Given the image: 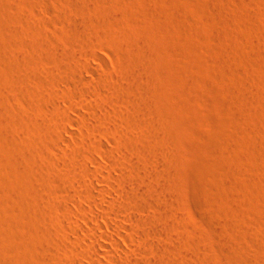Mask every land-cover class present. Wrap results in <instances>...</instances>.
Wrapping results in <instances>:
<instances>
[{"label":"bare ground","instance_id":"bare-ground-1","mask_svg":"<svg viewBox=\"0 0 264 264\" xmlns=\"http://www.w3.org/2000/svg\"><path fill=\"white\" fill-rule=\"evenodd\" d=\"M0 1H3V0H0ZM43 1H46V0H43ZM50 1H52V0H49V2ZM53 1L56 2V0H53ZM59 1H61V0H59ZM59 1H57V2L60 5ZM118 1H120V0H118ZM47 2H48V0H47ZM63 2H71V4L69 3L68 5L76 6L78 12L77 13H66V10L63 11L62 10L63 8L61 6H59L58 7L59 9L56 8L54 13H52L53 15L49 13L50 15H52L51 18L45 19V20L42 19V21L39 20L40 21L39 22L37 20V18H36V20H32V18H30V16H31L30 12L31 11L34 12L39 7V0H21V1L18 0V2L16 1V4H14L12 6H8V7H11V9H12V13L7 12V13H10V17H11V18L9 17L10 20L7 18L9 20L8 22L6 20L0 21V46L2 49L6 50L8 48L9 49L11 48L12 45H11V42L9 40L13 36L18 38V39L16 38V40L21 41L19 43L23 44L22 40L25 41L24 42L25 44L27 42V44L24 47H26L27 45L29 46V50H28L29 52H27L26 55L24 53L25 56L22 53L19 54V51H18V54L14 55L15 50L13 52L10 51V53H8L9 50L7 52H5L4 50H1V48H0V56H1L0 58L6 57L8 59L9 55L13 54L15 57H12V60H14V58L15 59L18 58V62H20V64H19L20 66L17 65L18 67L14 66L15 64L13 65L14 67H16V69H12L11 70L12 73H5L4 71H0V72H2V74H0V76H1V78H0V110L1 111L0 112L3 113L4 119H5L2 127L6 130V133L8 132L7 134H9L10 132H14V131L17 132V135L20 133V136H19L20 139H18L19 141L14 139L15 141L19 142V143H17L18 145H14V147L17 146L15 152H13L14 156L12 157V154L10 155V153H9V156H11L10 158H12V160L15 159V161L19 162V164H23L22 167L24 166L26 168L25 169L26 172L24 170L18 171V169H16L15 165H14V169H16V170H14V169L12 170L13 175H10V178H13L11 176H15L14 179H15V182H17L15 189L17 190L18 188H20V189L25 190L26 191L25 193H28V195H30L31 198H33V197L34 198L36 197L37 199L43 198V200L47 199V201H48L44 206L42 205L44 207V212H42L43 217H40V219H39V216H38V220L36 221V223L34 225H32L34 232H36L35 236L41 237V238L43 237L47 241V242L46 241L40 242L42 240L40 238V241L38 240L39 243H44V244L47 243L45 247L48 246L49 247L48 249L51 252H53L54 254L56 251H58L56 249H53L57 246L56 244L58 243L57 247H60L59 244H63V246L65 245L66 247H68V249H70L73 254L81 255L82 257H84L86 259L88 258L90 264H264V249H263V247H261L259 245V243H261L262 241H258L261 239H258V236L255 235L257 233L255 231H253L254 229H252V227H251L252 230H250V231H253V233L255 232L254 233L255 236L251 232H249V230L245 229L244 227H243L244 229H241L242 226L244 225L243 222H242L243 223L242 226H240V224L237 223L239 225V228H238V226L236 227L234 225L236 231H234L233 226H232V228H233L232 231L230 230L229 226H227L229 223H230V225H231V223H233V221L236 219L235 217H238V216H236V214H235V217H233L234 213L231 212L232 209L235 210V208H236L238 210V207L240 206V208H239L240 211L238 210L237 214L239 212H242L241 211V205L242 204L240 205L241 199L238 198L240 196V194H238V193H240V192L236 191V194L239 195V196L237 195L238 197L237 196L234 197L232 193H231V195H232L231 196L229 194V192H228V194H229L228 196H226L223 193L226 196L225 200H224V198H223L224 195L221 198L220 194H222V193H220L217 190L219 192L218 196H220V197H218V198L216 197V198L222 199L223 200V201L221 200L222 203L225 201L229 204V205L228 204H226V205L228 207L230 206L229 208L225 207L226 209L223 208L224 210H228V212L225 211V213H224V212H222L223 211L222 209H219L220 207L216 206L217 211H215L216 210L215 207H214V209H215L214 210L212 207L209 206V202L211 203L213 201H208L210 196L208 197V199H204V197L206 196L205 194H207V193H205V191L202 189L205 193V194H203L204 196H202V198L204 200H200V198H199V200H200L199 202H200L201 206H203L204 209L206 210V212H205V210L203 209V215L206 213L204 215V217L207 215V217H209V220L213 221V222H210L207 217H206V220H204V219H202L204 217L201 216L202 217L201 218L200 216H198V218H196L197 222L200 219H202L203 222H202V220H200L199 223H193L192 224L189 221H192L193 219L190 218L192 220L188 221L186 214L184 215L182 213V210L180 212V209H184V207H185L183 195H184V192L186 193V190L184 191L185 186L182 184L184 182V176H182L184 174V173H182V172H184L183 171L184 168L182 167L183 170L181 172V169H180L181 166L180 165L177 166V163H178L177 160L180 161L179 158H181V157H180V151H179L180 148L178 147L179 146L178 144L180 143V141L178 143L176 137H178L177 135H179V134L181 135V133H186V132H188L189 134L190 133L192 134L191 129H193V126H192L193 122L191 124L192 128L190 129V126L187 127V125L189 123V121L187 122V118H186V122H185L187 124H185L184 122L179 121V119L175 113V115L178 119L177 120L176 117H174L175 115L173 112H175V111H173V109H175V108L178 109L179 107H181L183 109V107H185V104L183 107H182V105L179 106V103L182 102L181 99H182L183 95H184V99H186L189 102V99H187V97H186L188 94L185 95L184 93H186V91L188 92V90H190V87L184 88V86L186 87V86H188V84L185 83V85H184L183 82H185V81H183L181 79V82L184 85L183 86L184 90L187 89L184 93H182L181 92L182 91L181 89H183L182 85H181V88L179 85L180 91L178 92L179 88H178V85L174 83L175 81L173 82L174 85H173L172 89H169V88H171V86L169 88H166L160 82L159 83L155 82L156 77L154 78V76L152 75V71H154V68H156V67H154L156 65L154 63V59H155V57H157L159 52L156 53L157 50H156V48L154 49V47H159V46L156 45V46L152 47L153 49L150 48L151 49L150 50L148 48L145 49L147 46L146 45L143 46V44H142L143 48H140L139 46H137V48H140V49H137L136 48L137 42L133 43V44H135V46L132 45L135 48L131 47V45L127 46L126 45L127 42H125V45L121 43L122 41L120 42V44H122V45L117 44L118 42L115 40V39L119 38V37H117V34H115L117 32L113 31L114 32L113 33L110 31L111 30V27H110L111 24L109 22V25H107L108 24V22H107L108 18L105 19V15L119 13L121 11V9L123 8V6L121 7L119 5V3H121V2L115 3V4L113 2H111L112 3L111 6L110 5L105 6V3L109 2L108 0H64ZM122 2H124V1L122 0ZM12 3H14V2H12ZM111 3H107V4H111ZM6 4L10 5L11 3L9 4L6 2ZM48 4H50V3H48ZM48 4H47V7H50V5L53 3L51 2L50 5H48ZM122 5H124V4L122 3ZM40 7H41V5H40ZM40 7L38 9H40ZM234 7H236V6H234ZM1 8H2V6H1ZM3 8L5 10L8 9L5 6V3H4ZM72 8L76 9L74 7H72ZM72 8H70V9H72ZM196 8L193 7V10H197ZM43 9L45 10L46 7ZM44 10H43V12L46 11V10L45 11ZM52 10L53 9H51L50 11H52ZM116 10L118 12H116ZM230 10H231V8H230ZM69 11L70 10H68V8H67V12H69ZM123 11L124 10H122L120 13L122 14ZM0 12H2V11H0ZM36 12L40 13L42 11L38 12V10H37ZM238 12H236V13H238ZM241 12H242V10H241ZM245 12H244V14L246 15ZM29 14H30V16H29ZM128 14H130V13H128ZM34 15L36 16L37 14H35V12H34ZM122 15H123L122 17H124V14H122ZM40 16H42V15H40ZM44 16H45V14L43 13L42 17H44ZM116 17H121V16H116ZM239 17H241V16H239ZM111 18L112 17L110 15L109 20H111ZM33 19H35V18H33ZM65 20H68L70 22V26H67L69 28L66 29L67 27L64 26V28L60 29L59 25L57 26V24L59 22L62 23V21H65ZM119 20L118 21L113 20V22L115 21L116 23H112V25L114 24V26H115V24H116V27H117L116 29H118L119 32L121 33L125 29L124 28L125 26H123L121 23L123 21V18H121V22ZM247 21H248V18H247ZM65 22H63V24L66 25L68 22L67 21H65ZM179 22H181V21H179ZM90 24H92L93 27ZM108 26H109L110 30L107 28ZM178 27H179V24H178ZM180 27H181V25H180ZM182 28H183V26H182ZM225 29H227V28H225ZM146 30H148V29L146 28ZM8 32H10L13 35L11 37L9 36L7 38L4 33L9 34ZM147 32L149 33L151 31H147ZM147 32L145 34H147ZM151 33H149L150 35H147V36L146 35L144 36L143 35L144 33H142V36H144L143 41L145 40L147 42V44L151 43V42L155 43V40L159 37L157 33H155V34H153L154 32H151ZM184 34H185V32H184ZM228 36H230V35H228ZM81 37L85 38V39H81V41L84 40L85 45L83 42H82L83 45H81L82 43L79 42V38H81ZM99 37L104 38L106 40L107 44L111 47L110 52L112 53V56L110 59H107V60L103 59V60H105L104 62L101 59L102 60L101 62L103 64L102 63H100V64H102L103 67H102V71L99 73H100V78H102V81H101V83L98 81L99 83L96 84L97 86L99 84V86H98V88H95V90H94L95 100H94V102H92L93 105L91 104L92 106L91 105L88 106V104H87L88 107H90V106L93 107L92 109L90 108L91 112L89 111L90 114L87 116L89 119L85 120V123H82V124L79 123L78 121L76 122L77 124H80V128L83 131H85V132L89 131L91 133V135H88V134H90L88 132L87 133L84 132L85 134L83 133L84 135H83L82 139H80L81 141H79L77 139L71 140V139L66 138L63 135V133H64L63 131L66 128V127L64 128V126H66L65 124H67V123H63V122L72 120L71 122L73 123L76 120H75V118L71 117L69 115V113L67 114L68 109L65 111V108H70V109L74 108V110H76L75 106L73 107L72 103L70 102L71 100L69 97H73L74 94H77V91H79V92L82 91L81 93H83V87H82V85H84L83 81H85V79H87L85 72L90 67V66L85 65L86 63L84 61H83L84 62V64H83L82 62L75 59L74 56L77 54H81V57L82 56L86 57L87 54L89 55V53H92V52H90L91 46L93 48L94 46H96V47L101 46L103 44V42L105 43V41L103 40V42L101 44H99L100 42L98 43V41L95 40L96 38L98 39ZM120 39H121V37H120ZM120 39H118V41H120ZM122 39H124V38H122ZM130 41H128V43L131 44ZM132 42H133V40H132ZM60 43L63 44L64 47H62L63 45L61 46ZM103 45L106 46V44H103ZM105 46H102V47L104 48ZM88 47H89V52H88ZM12 48H13V46H12ZM10 50H12V49H10ZM96 51H97V48H96ZM96 51H94V52L96 53ZM158 51H159V49H158ZM95 53H94V55H95ZM155 54H157V55H155ZM92 55L93 54H91V58H92ZM78 57H80V56L78 55ZM99 57H100V55H99ZM117 57L118 58L121 57V58H123V61H127L126 66L128 63L129 66L132 68V70H131L132 72L127 71L126 73H128V74L123 73L124 71L127 70V68H126V70L122 69V67H126V66H124V65L120 66L121 64L119 65V63H117V61H116L118 59ZM221 57L222 56H220V58ZM163 58H164L163 61L166 62L167 58L165 59V56H163ZM189 58H191V56ZM227 58L229 59V57H227ZM83 59L84 58H82V60ZM224 59H222V64H225V66H227V65L229 66V63L231 61V57H230V61L228 59H227V61H225L226 59L225 60ZM232 60H233V58H232ZM10 61H11V59H10ZM11 63H13V61H11ZM191 63H193L192 60H191ZM201 63H202V61H201ZM187 64L184 63V65H186L185 67L188 68L190 65L187 66ZM231 64L233 65V63H231ZM201 65H200V68H202ZM135 66H138V67L141 66V67H139L140 71L138 70L139 73H135L136 72L135 69H138V68H134ZM191 67L193 68L194 65L193 66L191 65L189 68H191ZM95 68H97V67H95ZM90 69H91V67H90ZM128 69L130 70V68H128ZM91 70H90V72H91ZM97 70H99V68ZM184 70H185V68H184ZM7 71H9V70H7ZM186 71H184V72H186ZM154 72H156V71H154ZM122 73H123V76L125 74L127 79H129L128 81L130 83L122 84V81H121V83L117 82L118 84H122L121 86H119L121 88V90L118 89L119 90L118 91L116 89L118 91V92L115 91L116 93H114V91L112 90L113 93H111L110 92L111 89L109 88V86L113 85V83H115V80H116L115 78L119 75H122ZM119 77L121 78L122 76H119ZM126 77L125 78L122 77L123 80L126 79ZM179 78H176V79H179ZM127 79H126V81H127ZM187 81L189 82V80H187ZM63 82H65V84H66V82H68L69 84H72L71 85L72 87L70 86L71 89H69L68 91L65 90V88L63 87V84H64ZM176 82H178V81L176 80ZM195 83H197V82H195ZM158 84L162 85L163 88L168 89V92L165 90L167 93H164L165 96L167 97V98L165 97V99H168L169 97H171L168 101L165 100L167 102H165L164 99L163 100L161 99V98H163L161 96L163 93L160 95V97H161L160 101H158V102H157V100H156V102L151 101V99H156V98H151V97H153L152 96L153 92H155L156 90L158 92L159 89H157V86L161 90V87ZM179 84H180V82H179ZM191 84L194 85V83L190 82L189 85L191 86ZM201 84H202V82H201ZM46 85H48L49 88H51L52 90H46V88H45ZM175 85H177V87H175ZM38 86L45 89L38 94L39 101H40V103L42 102L44 106H42V104L38 105L37 104L38 100H36V101L33 100V98L37 96V94L34 91V87H38ZM94 86H95V84H94ZM196 86H193L192 88L194 89V87H196ZM174 87L176 89L175 93H179V96H181V98L179 97V99L176 97L179 100V101L178 100H176V101H178L179 103H177L175 101V99H173L174 96H177L174 93V91H175ZM177 88H178V90H177ZM246 88H247V85H246ZM169 90H171L173 95L174 94L175 95L173 96L171 93V95L169 96V94H170ZM159 92H161V91H159ZM180 92L182 95H180ZM243 92H245V90H243ZM19 96H23L26 99H28L29 104L26 101L28 105H23L22 104L23 102L22 103L20 102L21 99L19 100V98H18ZM85 96H87V95H85ZM189 97H190V95H189ZM247 97H249L248 94H247ZM127 98H129V99L135 98V100L132 99L133 106H132V104H131L132 107L129 105L131 108L127 109V111H124V109L122 110L119 107V105H118V107L120 108V110L122 112L124 120L128 121V120L134 119L135 121H133V123L131 121L130 122L131 124H129V125L121 124L120 122L115 121V119L113 121V118L111 120L109 117H106V113L108 112V109H109L108 106L111 107L112 105H114L117 102H121V104L124 105ZM254 98H257V97H254ZM10 99L14 100L15 104H14V102H13L14 105L8 104V106H9L8 107V106H6V102ZM84 99L86 100L87 98H84ZM131 99H130V102H131ZM85 100H84V103H85ZM122 101H124V103ZM147 101H150V103H148L149 106H147L148 105L147 103H146L147 105H145V102H147ZM183 101H185V100H183ZM82 103H83V101H82ZM126 103H128V102H126ZM180 104H182V103H180ZM155 105H157L158 107ZM249 105H251V104H249ZM262 105H264V104H262ZM152 106L156 107V108L154 107L153 111L156 110L157 108H159L161 110L158 109L157 111L153 112L151 110L153 108ZM115 107H113L111 109H115ZM148 107H150V109ZM259 107L255 106L254 109H251L254 111V113L258 117L262 116L264 114V113L263 114L261 113V110ZM82 108L84 109V106ZM94 108L97 109L98 111H96ZM181 108H179V110ZM188 108L185 107V109L188 110V113H189L190 109H192V108H190V109H188ZM111 109H110V112H111ZM117 109L118 108H116V110ZM249 109L247 108V111H246L247 113L250 111ZM123 111H124V114H123ZM213 111H214V109H213ZM253 111H250V112H253ZM45 112H46V114H44ZM112 112H114V111H112ZM112 112H111V114L113 115ZM117 112H118V114L120 113L119 109L117 110ZM191 112H193V111L191 110ZM191 112L189 113L190 115H192ZM78 113H82L83 117L86 114L85 112H84L85 114H83V112H80V111ZM184 113L186 114V112H184ZM194 113L195 112H193V114ZM153 114L155 116H156V114L158 116L161 115V117H163V119H164V122L162 123L160 121L158 122L156 119L154 120ZM195 114H197V113H195ZM194 115H193V117L195 118ZM114 116H115L114 118H116L115 114H114ZM158 116H156V117H158ZM198 116L196 115V117H198ZM202 116L205 117V115H202ZM161 117H160V119H161ZM199 117L197 118L198 119L197 121H199ZM263 117H264V115H263ZM263 117H261V118H263ZM211 118H214V117L211 116ZM184 119H185V117H184ZM190 119H191V117H190ZM193 119H192V121H193ZM188 120H189V118H188ZM201 120L206 122L207 119L206 118H200L199 122L196 121L197 124L202 123V125H203V123H205ZM222 122H224V121H222ZM69 125H72V124L70 123ZM144 125L146 127V130L144 129ZM193 125L195 126V124H193ZM202 125L201 124L199 125V126H201V129H202ZM204 125H206V124H204ZM61 126H63V128H61ZM68 128H70V127H68ZM186 128H188V130ZM61 129L62 130L64 129V130L62 131ZM5 130H4V132H5ZM105 132L108 135H105L106 134ZM0 133H1V131H0ZM102 133H104V135H102ZM194 133L192 134V136L194 135V137H195ZM180 135H179V137H180ZM212 136H214V135H212ZM14 137H16V136H14ZM185 137L186 136H184V138L183 137H181V138H183V139L188 138V137H186V138ZM197 138H199V137H197ZM197 138H194V140H196ZM214 138H215V136H214ZM214 138L211 137L210 142L208 143L209 145L207 144L208 147L212 146V145H210V143L212 144L213 140L215 141L214 144L218 142L217 139L215 140ZM192 139H193V137H191L190 140H192ZM178 140H181V139H178ZM188 140H189V138H188ZM190 140L188 141L189 143L187 142L188 148L190 147L189 144L193 142ZM105 141H107L110 144H105L106 143ZM183 141H181V142H183ZM60 142L65 143V145L67 146V149H65L64 155H62L60 153V151L64 148L62 146V144H60ZM184 142L186 143V141H184ZM181 144H183V143H181ZM218 145H219V143H218ZM186 147H187V145H186ZM213 147H215V145H213ZM0 148L3 149L2 146H0ZM237 148L240 150V152L242 151V153H243V149H241V147L240 148L237 147ZM219 150H221V149H219ZM6 151H8V149L6 150V148H5L4 152L6 153ZM11 151H14V150L11 149L10 152ZM184 151H185V149L182 150L183 154L185 153ZM218 151H217V153H218ZM219 153H220V151H219ZM242 155L245 156V154H242ZM184 156L185 155H183L182 157H184ZM240 157H239V160L241 162H239L238 159L236 160V158H235V160H236L235 162L238 161L237 164L239 165V163H242L241 159L243 158V163H244V167H245V168L243 167L244 170L241 169L243 172L244 171L246 172L247 169H248L247 171H249V169H251V170L254 169V167H255L254 162L251 165V163H249V162H252V161H247L246 160V159H248L247 156L241 157V158ZM66 158L68 159V161H73V162L75 161V162L74 163L71 162V164L68 162L69 163L68 164ZM185 158H186V156H185ZM1 159L2 158H0V160ZM181 160H182V158H181ZM185 160H187V159H185ZM15 161H13V162H15ZM8 162H9V160H8ZM1 163H2V161H1ZM227 163H228V161H227ZM178 164H181V161ZM253 164H254V166H253ZM9 165H10V162H9ZM42 165L43 166L45 165L46 168L50 167L51 170H49V169L48 170L51 171V174H50V177L48 180L46 178L47 182L45 184L43 183L42 187H38V185L37 186L35 185V184H37V182H35V184H34L33 179L36 178V180L38 181V180L42 179V177L45 175L42 172L44 170L41 171V168H40V166L43 167ZM220 166H221V164H220ZM177 167H180V168H178L179 170L177 169ZM206 167H207V165H206ZM206 167L204 170H202V172H203L204 176L207 175V177H208V174L205 175V173H204L205 170H208V168H206ZM259 167H260V165H259ZM209 169H211V168H209ZM213 169L215 170V168H213ZM216 169H217V171H219L218 167ZM222 169H221L222 171H219V173L222 174V172H224L226 174V176L224 174L219 175V173L217 175H219L221 177L225 176V178L227 179V184H228L227 186L228 187H235L237 189L239 188V190L242 189L241 191H243L244 185H243L242 181L240 180L241 179V177L239 175L240 173L238 174L239 176H237L238 178H236L232 174L231 175L229 173L227 174L226 171H224L225 168H222ZM228 169H229V167H228ZM208 171L206 173H208ZM211 172L212 173L209 172L210 173L209 175L213 174V171H211ZM42 174H43V176H42ZM213 175H211V176H213ZM217 175L215 173V176L219 178V176H217ZM46 176H47V174L45 175V177ZM241 176H243V175H241ZM239 177H240V179H239ZM225 178H223V179L225 180ZM208 179H209V177H208ZM223 179L219 178L218 183L220 184V182ZM243 179H245V178H243ZM46 180L44 179L43 181H46ZM182 180H183V182H182ZM251 180H252V178H251ZM206 181H208V180H206ZM248 181H249V179H248ZM194 182L197 183L199 181H197V182L194 181ZM200 182H201V179H200ZM209 182L210 181H208V183ZM223 184H224V182H223ZM197 186H198V189H200L199 185H197ZM200 186H201V184H200ZM5 187H6V185H5ZM8 187H9V185H8ZM195 188H197V187L194 186V190H195ZM20 189H18L17 191H19ZM23 190H22V193H23ZM7 191H8V189H7ZM227 191H229V190H227ZM197 192L200 193L201 190L200 191L198 190ZM252 193H254V192H251V194ZM198 194L196 195V197L201 196L202 193L199 195ZM214 194H216V193H214ZM214 194H213L212 198H214L216 196ZM242 195H243V193H242ZM255 195H257V194H255ZM244 197H247V196L244 195ZM244 197H243V199H244ZM249 197H251V196H249ZM21 198H23V197H21ZM205 198H207V197H205ZM33 200L36 201V199H33ZM248 200H249V198H248ZM25 201H27V200H25ZM35 201H32V202H34L35 207H37L38 202L37 201L35 202ZM39 201H41V200H39ZM259 202H257V203H259ZM16 203L18 204L17 201L15 202V204ZM34 203H32V206ZM246 203H248V206H249L250 202H246ZM27 204L28 203H26V206L24 204H23L24 206L22 205L23 206L22 210H24V212L22 211L23 213H20V215L24 214V216H23L24 221H22V222H24L23 224L25 227L28 226L29 224H32L33 222H31V221L34 220V219L30 218L32 216L33 212H32V214L29 213V208L30 209L32 208L31 203H30L31 207H28L29 204H28V206H27ZM42 204H44V202H42ZM255 204H256V202H255ZM215 205H218V204H215ZM224 205H223V207H224ZM39 206H41V205H39ZM186 206H187V204H186ZM258 206L259 205H257L256 207L258 208ZM261 206L263 207L264 205L261 204ZM0 208H2V207H0ZM41 208H39V209H41ZM199 208H201V207L199 206ZM185 209H187V207ZM249 209H250V207H249ZM249 209H247V210H249ZM14 210H16V209H14ZM41 210H43V209H41ZM31 211L32 210H30V212ZM199 211L201 212L202 210H199ZM258 211H259V208L256 212L258 214H256V215H259ZM17 213H18V211H17ZM187 213H189V212H187ZM260 213H261V211H260ZM240 214L242 216L243 212ZM252 214H254V213H252ZM42 215H40V216H42ZM34 216H32V217H34ZM189 216H190V214H189ZM193 216H195V215H193ZM239 217H240V215H239ZM34 218L36 219V216ZM252 218H253V216H252ZM8 219L5 217L4 212L2 210H0V239H2V237H3L2 235L5 234L3 232V230L7 226L10 227V225H8V224H11L12 229L13 228L16 229L17 227L19 229V227H21L20 224L22 222H20L18 224V222H19L18 221L17 226H15L16 221L14 220V222H10V221H8ZM243 219H244V217H243ZM243 219H242V221H243ZM245 219H246V216H245ZM246 220H245V222L247 224ZM11 221H12V219H11ZM239 221H241V220H238L237 222H239ZM260 221H262V220H260ZM193 222H196V221H193ZM255 222H256V224H258V225H256V227H258L260 222H258V221H255ZM234 224H236V222H234ZM5 225H7V226L5 227ZM250 225H251V223H250ZM29 226L26 228H29ZM32 226H31V228H29V230H32ZM244 226L246 227V225H244ZM34 227H36V229ZM227 227L229 228V230L226 233H228L230 231L231 232L228 235L226 234L227 236L224 237L225 236L224 232L226 231ZM26 228H24L23 231L27 230ZM236 228H238V229H236ZM254 228H255V226H254ZM18 229H16L17 231H15V233L18 232ZM249 229H250V227H249ZM21 230H22V228H21ZM29 230H27L28 232H26V231L22 232V234L27 233L28 235L27 234L26 235L30 236ZM243 230H245V231L247 230L249 233L246 234L244 232L246 234L245 235V234H243ZM32 232H33V230H32ZM54 232H56V233H54ZM259 232H261V231H258V235H259ZM33 233H32V235H34ZM222 233H223V237H221ZM250 233L253 235L252 236L253 238L254 237L257 238L254 241L255 248H258L260 246V250L258 249L259 250L258 251L257 249H255V248L254 249L256 250L255 252H258V254L252 253L253 251L249 250L250 248H247L249 246L246 247V245H248V244H246L247 240L244 237L250 236L249 235ZM11 234H14V231H12ZM57 234H58V236H56ZM243 235H245V236H243ZM10 236H12V235H10ZM13 236H15V235H13ZM35 236L33 238H35ZM17 237L18 236L14 237V238L16 239ZM54 237H56V241H54V239H53ZM214 237L216 238L217 242L213 243L212 239ZM23 238H25V237H23ZM36 239H39V238H36ZM36 239H34V242L36 241ZM250 239H251V237H250ZM21 241H22V239L20 240V242ZM27 241L31 242L29 240H27ZM53 241L56 242V244H54V245H56L55 247L53 246V243H54ZM249 242H250V240H249ZM256 242H259V243L256 244ZM24 243H26V242H24ZM35 243H37V242H35ZM250 243H253V240ZM0 244L1 245L4 244V246H5V240L4 241L0 240ZM214 244L215 245L218 244L217 247H219L218 248L219 251L216 250L215 246L213 248L214 250L209 249L210 247H213ZM257 245H259V246L256 247ZM37 247H38V249L40 248L38 246V244H37ZM33 249H34L32 251L33 256H34L33 259L35 257H36V259H38L42 253V252L41 253H39V252L44 251V249L43 248H42V250L39 249L40 251L38 249H35V247ZM53 250L54 251L56 250V251L54 252ZM63 250H64V248L62 249V251ZM211 250H212V253H211ZM64 251H66V248ZM215 251H217L216 252L217 254L219 253L218 256L220 259L218 258L217 254L215 256L213 255V253L215 254ZM250 251H252V252H250ZM44 252H46V251H44ZM60 255H62V254H60ZM26 256H28V255H26ZM46 256L42 255L41 257L45 258ZM216 256H217L218 260L215 259ZM66 257H67V255H66ZM22 258H26V257H22ZM27 259H29V258H27ZM30 259H31V257H30ZM48 259H49V257H48ZM59 259H61V258H59ZM64 259H65V257H64ZM34 261L35 260H33V262ZM50 261H47L46 264H48V262L50 264ZM62 261H63V259H62ZM21 262H22V259H21ZM44 263L45 262H43V264ZM7 264H9V262Z\"/></svg>","mask_w":264,"mask_h":264},{"label":"rangeland","instance_id":"rangeland-1","mask_svg":"<svg viewBox=\"0 0 264 264\" xmlns=\"http://www.w3.org/2000/svg\"><path fill=\"white\" fill-rule=\"evenodd\" d=\"M16 1L18 2V0L0 1V8L2 6V8L0 9V11H2V12H0V21L6 20L8 22L10 20L9 19L10 13H7V12L12 13V9H11V7H8V6H12V5L16 4ZM19 1H21V0H19ZM57 1H59V0H56V2ZM61 1H59L60 2V5H59L58 2H57L58 3L57 4L53 0L50 2H49V0H48V2H47V0L46 1L39 0V7H40V5H41V7H40V9H38L39 8L38 7L34 11L35 14H37L36 16L34 15V12L31 11L30 12L31 16L29 14L30 18H32V20H36V18H37L38 21L39 20L42 21V19L43 20L49 19L53 15L52 13H54L56 8L59 9L58 8L59 6H61L63 8L62 9L63 11L66 10V13H77L78 12L76 6L68 5L69 3L71 4V2H63L64 0H61ZM108 1L109 2L105 3V6L106 5L111 6L112 5L111 2H113L114 4L121 2V3H119V5L121 7L123 6L121 11L124 10L122 14H124V17L126 18L125 19L124 17H122L123 15L120 13L121 12L120 10H119L120 11L119 13L110 14L112 17L111 20H109L110 15H105V19L108 18V21H107L108 24L107 25H109V22L111 24V26H110L111 30L109 29V26L107 28L111 32H113V31L117 32L115 34H117V37H119V38L115 39L118 42V43L117 42L116 43L118 45H122V44L125 45V42H127L126 43L127 46L131 45V47H134L135 44H133V43L137 42L136 48H137V46H139L140 48H143L142 47V44H143V46H145V45L147 46L145 49H147V48L150 49L156 45L159 46V47H154V49L156 48V50H157L156 53L159 52L158 55L155 54V55H157V57H155V59L157 61L154 59V63L156 64V65L154 64L155 65L154 67H156V68H154V71H156V72L152 71V75L154 76V78L156 77L155 82L156 83L160 82L166 88H169L171 86V88H169V89H172L174 83L178 85V88H179V85H180V88H181V85L183 88L185 83H187L188 86H186V87L184 86V88L190 87V90H188V92L186 91L187 89H185V90H184V88L181 89L182 93H184L186 91V93H184V94L185 95L188 94L186 97H187V99H189V102H188L186 99H184V95H183L182 99L185 101H183L181 99L182 102H180V103H182V104H180L178 102L179 101L178 99H179V97L181 98V96H179V93H175L176 92L175 87H177V85H175V87H174V90H175L174 93L177 96H174L175 94L173 95L171 90H169L170 94L168 93L169 96L172 93V95L174 96L173 99H175V101L178 100L176 102L179 103V106L182 105V107H183L185 104L186 108H188V107H189L188 109L192 108V109H190L189 113L191 112V110L193 112L197 113V114L194 113L195 114L194 115L193 112H191L192 115H190L188 113V110L185 109V107H183V109L181 107H179L182 110L181 109L179 110V108L178 109L175 108L178 112L175 109H173V111H175V112L172 111L174 113V115L176 113L179 121H182L185 123L186 118H187V122L188 121H189V123L191 122L190 124L188 123L187 127L190 126V129H191L193 126V129H191V132H192V134L195 132L194 133L195 137H194V135L192 136L191 133H190L191 134L190 135L188 132L181 133V135L179 134L180 137H179V135H177L178 137H176L178 143L180 141V143L178 144L179 145L178 147L180 148V150H179L180 151V157L182 158V160H181V158H179L181 161V164H178L180 161L177 160V162H178L177 166H179V165L181 166V168L177 167V169L180 168L181 172H182V170L184 168V170H183L184 172H182V173H184L182 175V176H184V182L182 180V182H183L182 184L185 186L184 191L186 190V193L184 192L185 196L183 195L185 207H184V209H180V212L182 210V213L184 215L186 214L188 221L193 219L192 221H189L192 224L193 223H199L200 220H202V219L206 220V217H207V215L204 217V215L206 213L203 215L204 207L201 206V204L199 202L200 200L208 199V197L210 196L208 201H213V202H211V203L209 202V206L212 207L213 209L215 207V209H216V210L214 209L215 211H217L216 206L220 207L219 209H222L223 210L222 212L225 213V211L228 212V210H224L223 208L228 207L226 205L228 203L225 201L222 203V201H223L222 199H217L218 197H220V196H218L219 192L222 193V194H220L221 198L223 197L224 194L226 196H228L229 194L231 195V193H232L234 197L237 196L238 194H240L241 197L239 195H238L239 197L238 196L237 197L239 199H241L240 205L242 204L241 205V211L243 212V214H242V216L240 214L242 212H239L237 214L238 210L240 211V209H239L240 206L238 207V210L236 208H235V210L232 209L233 211L230 209L231 212L234 213L233 217H235V214L238 217H235L236 219L234 218L235 220L233 221V223H231V225L229 223L227 226H229L230 230L232 231L233 230L232 226L234 227V225H235L236 227L238 226V228H239L238 224H240V226H242V224L244 223V225H246V227L243 225L241 229L245 228V229L249 230V232H251L253 235L256 232L257 234H255V235L258 236V239H261L258 241H262L261 243L256 242V244L259 243V245L261 247H263V249H264V244H263L264 243L263 242L264 241V212H263L264 206L263 207L261 206V204L264 205V202H263L264 201V117H263L264 105H262V104H264L263 103L264 102V0H123L124 2H122V0H120V1L108 0ZM6 2L9 4L11 3V4L7 5ZM12 2H14V3H12ZM51 2L53 4H51ZM4 3H5V6L8 8L6 10L4 9L5 7L3 8ZM48 3H50L51 5ZM107 3H111V4H107ZM122 3L124 5H122ZM47 4L50 5V7H47ZM234 6H236V7H234ZM45 7H46V9L48 8L49 10L47 9L48 10L47 11L45 9L46 10L45 11L43 9ZM72 7L76 8V9H73ZM193 7L194 8L197 7L196 8L197 10H193ZM67 8H68V10H70L69 12H67ZM70 8H72V9H70ZM230 8H231V10H230ZM51 9H53V10L50 11ZM37 10H38V12H40V11H42V12L37 13L36 12ZM43 10L45 12H43ZM241 10H242V12H241ZM116 12H118V11L116 10ZM236 12H238V13H236ZM244 12L246 13V15L244 14ZM43 13L45 14V16H44L45 18L42 17ZM49 13L52 15H50ZM128 13H130V14H128ZM40 15H42V16H40ZM116 16H121V17H116ZM239 16H241V17H239ZM33 18H35V19H33ZM121 18H123L122 22H121ZM247 18H248V21H247ZM112 19L115 21H118L120 19L119 21L122 23L123 26H125L124 27L125 29L123 30V32L120 33L119 30L116 29L117 28L116 24H115V26H114V24L112 25V23H116L115 21L113 22ZM65 21L68 22L67 23L68 25L63 24V22H65ZM65 21H62V23L57 22L58 23L57 26L59 25L60 29L64 28V26L65 27L70 26V22L68 20H65ZM179 21H181V22H179ZM178 24H179V27H178ZM90 25L92 26V24H90ZM180 25H181V27H180ZM182 26H183V28H182ZM68 28L69 27H67L66 29H68ZM146 28L148 30H146ZM225 28H227V29H225ZM147 31L154 32L153 34H155V33L158 34L159 37L155 40V43L151 42V43L147 44V42L145 40L143 41V37L145 35L146 36L150 35L149 33H151V32L148 33ZM146 32H147V34H145ZM184 32H185V34H184ZM8 33L10 35L7 33H4L7 38L9 36L11 37L13 35L10 32H8ZM142 33H144L143 34L144 36H142ZM228 35H230V36H228ZM120 37H121V39L122 38H124V39L121 40ZM16 38L17 37L13 36L9 40L11 42V45L13 46V48H12V46L10 48L12 50H10L9 48L5 50V49H2L0 46L1 50H4L5 52H7L9 50L8 53H10V51L13 52L15 50L14 55L18 54V51H19V54L22 53L24 55V53H25V55H26L27 52H29L28 51L29 46L28 45H27L28 47L26 46L28 49L26 47H24L27 44V42L25 44L24 43L25 41L22 40V42L24 44L23 45L22 43H19L21 41L16 40ZM99 38L98 39L96 38L95 40L98 41V43L100 42L99 44H101L104 40L105 43L103 42V44H106V46L103 44L101 46H97V47L94 46L93 48H92V46L91 47L89 46L90 52H92V53H89L90 56L88 54L86 57H83V56L81 57V54H77L74 56L75 59L82 62L83 64L85 62L86 63L85 65L90 66L93 71L89 67V69L86 70V72H85L87 79H85V81H83V83H84V85H82L83 93H81L82 91H80V92L77 91V94H74L73 97H69L71 100L70 102L72 103L73 107L75 106L76 110H74V108H71V109L65 108V111L68 109L67 114L69 113V115L71 117L75 118V120H76L73 123L71 122L72 120L71 121L69 120L66 122L64 121L63 123H67V124H65L66 126H64V125L63 126H64V128L66 127L67 129L66 128H65V130L63 129L64 131L61 129L64 132L63 133L61 131L63 133V135L66 138L71 139V140L77 139V140L81 141L80 139H82V137L85 133H87V132L90 133L89 131H86V132L83 131L80 128V124H77L76 122L78 121L79 123L82 124V123H85V120L89 119L87 116L90 114V112H91L90 108L91 109L93 108V107H91L93 105L92 102H94V100H95L94 90H95V88H98V86H99V84H98V86L96 84L99 82L101 83V81H102V78H100V73H99L102 71V67H103V65H102L103 63L101 61L103 59H105V60L110 59L112 56V53L110 52L111 47L107 44L106 40L102 37H99ZM81 39H85V38L84 37L79 38V42H81V43L83 42L85 45L84 40L81 41ZM118 39H120V41H118ZM127 40L128 41L131 40L130 41L131 44L128 43ZM132 40H133V42H132ZM120 42L122 44H120ZM83 43L81 45H83ZM60 45L62 46L63 44L60 43ZM132 45H134V46H132ZM102 46H105V47L103 48ZM62 47H64V45ZM89 47H88V52H89ZM96 48H97V51H96ZM140 48H137V49H140ZM157 48L159 49V51ZM94 51H96V53ZM94 53H95V55H94ZM91 54H93L95 57L92 55V58H91ZM11 55H9L10 58L8 57V59L6 57L0 58V71H4L5 73H12L11 72L12 69H16V67L20 66L19 65L20 62H18V58H16V59L14 58V60H12V57H15V56L13 54H11ZM78 55L80 57H78ZM99 55H100V57L101 56L102 57L100 58ZM163 56H165V59L167 58L166 62L163 61L164 60ZM190 56H191V58H189ZM220 56H222L223 58L222 57L220 58ZM225 57L226 58L229 57V59L227 58L229 61H230V57H231L232 62L230 61V63H229L230 67L227 64L226 65L228 67L225 66V64H222V59H224ZM82 58H84V59L82 60ZM232 58L234 61L232 60ZM10 59H11V61H13V63H11ZM227 59L225 61H227ZM105 60H103V62ZM191 60L193 63L194 62L195 63L194 64L191 63ZM116 61H117V63H119V65L121 64L120 66H123V65L126 66L127 61H123V58L120 57ZM201 61H202V63H201ZM100 63H102V64H100ZM184 63L187 64V66L188 65H190V66L194 65L195 68L193 67L194 68L193 69L191 67L192 68L191 69V68H189L190 66L187 68V67H185L186 65H184ZM200 63L202 65L203 64L204 65L202 66ZM231 63H233V65ZM13 65L16 67H14ZM200 65L202 68H200ZM127 66L122 67L123 70H126V68H127V70L124 71L123 73H126L127 71L129 72L132 70V68L129 66L128 63H127ZM141 66H139V67H141ZM93 67L94 68L97 67V68L94 69ZM139 67L138 66L134 67V68H138V69H135V71H136V72L134 71L135 73H139V71H140ZM98 68H99V70H97ZM128 68H130V70ZM184 68H185V70H184ZM7 70H9V71H7ZM90 70H91V72H90ZM183 70L184 71L187 70V71L184 72ZM189 70L190 71L192 70V71L190 72ZM123 73H122V75H119V76H122L125 78L126 76H125V74L123 76ZM0 74H2V72H0ZM126 74H128V73H126ZM119 76H117L115 78L117 81L115 80V83H113V85L109 86V88L111 89L110 90L111 93H113L112 90L114 91V93H116L115 91H117L118 89L121 90V88L119 86H121L122 84L130 83L128 81L129 79H127V77H126L127 81H126V79H124L126 81L125 82L123 80V78L122 77L120 78ZM0 78H1V76H0ZM176 78H179V79H176ZM181 79L183 81H185V82H183L184 85L182 84ZM176 80L178 82H176ZM187 80H189V82ZM121 81H122V84H118L119 82L121 83ZM179 82H180V84H179ZM190 82L194 83V85L191 84V86H190L189 85ZM195 82H197V83H195ZM201 82H202V84H201ZM63 83L62 84H63V87L65 88V90L68 91L69 89H71L72 84H69L68 82H66V84H65V82H63ZM94 84H95V86H94ZM158 85H160V84H158ZM162 85H160L161 90L157 86V89H159L158 92L159 91H161V92L158 93L156 90L155 92H153V95L151 94L153 96L151 98H156V99H151V101L156 102V100H157V102H158L161 99L162 100L164 99V101L165 100L168 101L171 98L168 96L169 98L165 99L166 96L164 93H167L168 89L163 88ZM246 85H247V88H246ZM46 86H45L46 90H52L51 88H49L48 85H46ZM193 86H196V87H194L195 90L197 89L196 91L192 88ZM38 87H34V91L37 94V96L34 97L35 99L33 98V100L34 101L38 100L37 104L38 105L42 104V106H44L42 102L40 103L39 98H38V94L45 89L41 88V87L38 88ZM178 88H177V90H178ZM180 88H179L178 92L180 91ZM243 90H245V92H243ZM181 92H180V95H182ZM84 94L87 96H85ZM247 94L249 97H247ZM160 95L163 98H161ZM189 95H190V97H189ZM254 97H257V98H254ZM18 98H19V100L20 99L22 100V101L20 100V102L21 103L23 102L22 103L23 105L29 104L28 99H26L25 97L19 96ZM84 98H87V99L85 100ZM130 99L127 98L126 101L124 100L125 103H124V101H122L124 103V105L121 104V102L115 103L114 105L116 107L114 105H112L113 107H115V109H111L113 107L108 106L109 109H108V112L106 113V117H109L111 120L113 118V121L115 119V121H118L121 124L129 125V124H131L130 123L131 121L133 123V121H135L134 119L128 120L129 122L125 121L123 118L122 112L120 110V108H121L122 110L124 109V111H127V109H129L133 106V104H132L133 98L131 99V102H130ZM10 100H8L6 102V106H8V104L12 105L13 102L15 104L14 100H12V99H10ZM84 100H85V103H84ZM133 100H135V98ZM26 101L28 102V104ZM82 101H83V103H82ZM167 101H165V102H167ZM126 102H128V103H126ZM146 103L148 104V103H150V101L145 102V105H147ZM87 104H88V106L91 104L92 105L90 107H88ZM131 104H132V106H131ZM249 104H251V105H249ZM82 105L84 106V109L82 108L83 107ZM118 105L120 108L118 107ZM147 106H149V104ZM155 106H157V105H155ZM255 106H258V107L260 106L259 108L261 110V113L263 114L262 116H259V117L256 116L254 111L251 110V109H254ZM154 107L151 109L152 111H153ZM116 108L119 109V112L121 114L120 113L118 114V112H117L118 109L116 110ZM148 108L150 109V107H148ZM247 108L248 109L250 108L249 110L253 111V112H250L248 110L249 112L247 113L246 112ZM77 109L80 112H83V114L86 113L85 116L83 117L82 113H78L79 111ZM110 109H111V112L114 111V112H112L113 115L111 114ZM158 109L159 108H157L153 112L157 111ZM213 109L216 113L213 111ZM95 110L98 111L97 109H95ZM159 110H161V109H159ZM124 111H123V114H124ZM184 112H186L187 115ZM44 114H46V112ZM114 114L116 115V118H114L115 117ZM176 115L174 117H176ZM193 115L195 116V118L193 117ZM196 115L197 116L201 115L200 117L198 116L199 121H200V118H206L207 119L206 122L201 120V121L205 122V123H203V125H202V123H200L202 125V129H201V126H199L200 124L199 123L197 124V122H199V121H197L198 117H196ZM202 115H205V117ZM156 116H158V115L156 114ZM156 116L153 114L154 120L156 119L158 122L159 121L162 123L164 122V119H163V117H161V115L158 116L159 118ZM211 116L214 118H211ZM160 117H161V119H160ZM177 117H176V119H177ZM184 117H185V119H184ZM190 117H191V119H190ZM261 117H263V118H261ZM188 118H189V120H188ZM192 119H193V121H192ZM4 121H5V119H4L3 113L0 112V124L2 123L0 125V128H1L0 131L2 133V134L0 133V141H1L0 146L3 147V149L0 148V158H2L0 160V207H2V208H0V210H2L4 212V215L7 219L9 218L8 221L14 222V220H15L16 221L15 226H17L18 221H19L18 224L20 222L24 221L23 220L24 214L20 215V213L24 212V210H22L23 206L24 205L26 206V203H28L29 206H28V204H27V206L31 207L32 203H34L32 201H35L33 199H36V201L38 202L37 203L38 206L36 205L37 207H35V203H34L32 208L31 209L29 208V213L32 214V212H33L32 216H34V215L36 216V219H35L34 218L35 216L32 217L30 215L31 216L30 218L34 219L31 221L33 223L29 224L30 226L28 225L29 228H31V226L34 225L36 223V221L38 220V216H39V219H40V217H43V215H42L43 214L42 212H44L43 206L48 201H47V199L43 200V198L42 199H39V198L37 199L36 197L31 198L30 195H28V193H25L26 192L25 190L17 187L18 189H20L19 190L20 192H19V191H17L18 189L17 190L15 189V186L17 185L16 184L17 182H15V179H14L15 176H11L13 178H10V175H13L12 170L14 169V165H15V168L18 169V171L24 170L26 172V170H25L26 168L24 166L22 167L23 164H19V162L15 161V159L12 160V158H10L11 156H9V153H10V155L12 154V157L14 156L13 152H15L16 147H17V146L14 147V145H18L17 143H19V142H17V141H19L18 139H20V137H19L20 133L17 135V132L14 131V132H10L9 134H7L8 132L6 133V130L2 127ZM222 121H224V122H222ZM192 122H193V124H195V126L192 124ZM70 123L72 125H69ZM185 124H187V123H185ZM191 124H192V126H191ZM204 124H206V125H204ZM63 126H61V128H63ZM68 127H70V128H68ZM194 128L195 129L197 128L196 129L197 131ZM144 129L146 130L145 125H144ZM186 129L188 130V128H186ZM4 130H5V132H4ZM88 135H91V133ZM102 135H104V133H102ZM105 135H108V134L106 133ZM212 135H214L215 138ZM14 136H16V137H14ZM184 136L188 137L189 140L191 139V137H193V139L190 140L193 142L189 144L190 147L192 146L191 148L190 147L188 148V143H189L188 141L189 140L186 137H185L186 139H183ZM196 136L199 138H197ZM181 137H183V138H181ZM211 137H213L215 140L217 139L218 142L214 144L215 141L213 140V143L212 144L210 143V145H212V146L208 147V145H209L208 143L210 142ZM194 138H197L198 140L197 139L194 140ZM14 139L17 141H15ZM178 139H181V140H178ZM183 140L186 141V143ZM181 141H183V142H181ZM105 142H106L105 144H110L107 141H105ZM181 143H183V144H181ZM218 143H219V145H218ZM60 144H62V146L64 147L60 151V153L62 155H64V152H65V149H67V146L65 145V143H62V142H60ZM186 145H187V147H186ZM213 145H215V147H213ZM236 146L239 148L241 147V149H243V153H242V151L240 152V150ZM5 148H6V150L8 149V151H6V153L4 152ZM11 149L14 151L10 152ZM181 149L182 150L185 149L184 154H183ZM219 149H221L222 151ZM218 150L220 151V153ZM217 151H218V153H217ZM242 154H245V156H247V158H248V159H246L247 161H252V162H249V163H251V165L254 162L255 167L257 169L254 167V169H252V170L249 169V171H247L248 169L247 170L245 169L246 172L245 171L243 172L242 170H244V168H245L244 163H243V158L241 159L242 163H239V165L237 164L238 161L235 162L237 159L239 160L240 156L245 157ZM183 155H185L186 158H185V156L182 157ZM235 158H236V160H235ZM185 159H187V160H185ZM8 160L10 162V165H9ZM1 161H2V163H1ZM13 161H15V162H13ZM227 161H228V163H227ZM68 162L71 164V162L74 163L75 161L74 162L68 161V159H67V163ZM239 162H241V161L239 160ZM220 164L222 167L220 166ZM206 165H207V167H206ZM259 165H260V167H259ZM204 166L206 168H208V170H209V171L208 170L204 171L205 175L208 174L209 179H208L207 175L204 176V174L202 172V170L205 169ZM253 166H254V164H253ZM217 167H218L219 171H222L223 170L222 168H225L224 171H226L227 174L228 173L230 175L232 174L236 178H238L237 176L240 175L241 179H240V177H239V179L242 181V183L244 185L243 191H241L242 189L239 190V188L237 189L235 187H228L227 186L228 185L227 179L225 178L226 174L224 172H222V174H224L225 176L224 177L219 176L222 174L219 173V171H217V169H216ZM228 167H229V169H228ZM40 168H41V171L44 170L42 172L45 175L47 174V176L45 177V175L43 176V174H42L43 177H42V179H40L41 181L40 180L37 181L36 178L33 179L34 184H35V182H37V184H35V185L36 186L38 185V187H42L43 183L45 184L47 182V180L49 179L50 174H51V171H49V170H51L50 167L46 168L44 165L43 167L40 166ZM209 168H211L212 170ZM213 168H215V170ZM16 169H14V170H16ZM207 171H208V173H206ZM211 171H213L214 175L211 174L213 176L209 175L210 173H212ZM215 173H216V175L219 173V175H217V176H219V178H221V179L225 178V180L224 179L222 180L224 182V184L221 180H220L221 181L220 184L218 183L219 178L215 176ZM241 175H243V176H241ZM250 177L252 178V180ZM43 178L45 180L47 178V180L43 181L44 180ZM243 178H245V179H243ZM200 179H201V182L203 181L202 183L200 182ZM248 179H249V181H248ZM206 180H208L210 182L208 183V181H206ZM194 181H196V182L199 181V182L195 183ZM6 183L9 185V187ZM196 184L199 185L200 189H198V186ZM200 184H201V186H200ZM5 185H6V187H5ZM194 186L197 187V188H195V190H194ZM7 189H8V191H7ZM202 189L207 194H205ZM22 190H23V193H22ZM198 190L199 191L201 190V192L200 193L197 192ZM227 190H229V191H227ZM236 191L240 192V193L236 194ZM250 191L254 192V193L251 194ZM228 192H229V194H228ZM198 193L199 194L202 193V194H201V196L196 197V195ZM214 193H216V194H214ZM242 193H243V195H242ZM203 194H205L206 195L205 197H207V198L204 197V199H203L202 198V196H204ZM213 194L216 195L214 198H212ZM255 194H257V195H255ZM225 195L223 197L224 200L226 197ZM244 195H246L247 197H244ZM20 196L23 197L24 199L21 198ZM249 196H251V197H249ZM243 197H244V199H243ZM199 198H200V200H199ZM248 198H249V200H248ZM25 200H27V201H25ZM39 200L44 202V204H42V202ZM16 201L18 202V204L16 203L17 205L15 204ZM254 201L256 202V204ZM246 202H250L249 206H248V203H246ZM257 202H259V203H257ZM30 203H31V206H30ZM186 204H187V206H186ZM215 204H218V205H215ZM39 205H41V206H39ZM223 205H224V207H223ZM257 205H259L258 206L259 215H256V214H258V213H256L258 210V208L256 207ZM199 206L201 208H199ZM186 207H187V209H185ZM249 207H250V209H249ZM39 208H41L43 210H41ZM246 208L249 210H247ZM14 209H16V210H14ZM30 210H32V211L30 212ZM199 210H202V211L200 212ZM17 211L19 214L17 213ZM250 211L254 214H252ZM260 211H261V213H260ZM187 212H189V213H187ZM205 212H206V210H205ZM189 214H190V216H189ZM40 215H42V216H40ZM193 215H195V216H193ZM239 215H240V217H239ZM251 215L253 216V218L256 216L254 218L255 220L252 218ZM198 216H200V217L202 216L204 218L201 217L202 219H200L197 222L196 218H198ZM245 216H246L247 220L245 219ZM243 217H244V219H243ZM190 218H192V219H190ZM207 218L209 220V217H207ZM241 218L243 219V221ZM11 219H12V221H11ZM238 220H241V221L237 222ZM245 220L247 221V224H246ZM260 220H262V221H260ZM193 221H196V222H193ZM255 221L260 222L259 223L260 227L259 226L256 227V225H258V224H256ZM202 222H203V220H202ZM210 222H213V221H210ZM234 222H236V224H234ZM249 222L251 223L252 226L250 225ZM23 223L24 222H22L20 224L21 227H19V229H18V227L16 228V229H18V232H16V233H15V231H17V230L14 228H13L14 229L13 230L11 228L12 227L11 224H8V225H10V227L5 225V227L7 226L6 228L4 227L6 230L5 229H4L5 231L3 230V232L5 234L3 233L4 235H2L3 237H2V239H0L2 241L5 240V246H4V244L3 245L0 244V264H5V263L7 264L8 262H9V264H26L27 262L29 264H33V263L34 264L35 263L36 264H43V262H45L44 264H46L47 261H50V260H51L50 264L51 263L52 264H54V263L55 264H90L88 258L86 259V258L82 257L81 255L73 254L71 252V250L68 249V247H66L65 245H64L65 246L64 247L63 244H59V246L61 248L63 247L64 250L66 248V251L63 250L64 251L63 252L62 251L63 248L61 249L60 247H57L58 243L56 244V242H54V241H56V237L53 238L54 239L53 246L55 247L57 245L56 246L57 248L55 247L53 249H56L58 251L55 250L56 251L55 252L53 250L55 252V254H54L53 252H51L48 249L49 248L48 246L45 247L47 243L46 244L39 243L41 237L35 236L36 232H34L33 226H32V230L34 233L32 232V230H29V228H26L28 226L25 227ZM22 226L30 231L29 235L31 237L27 236L28 235L27 233L22 234V232H25V231L28 232L27 230L23 231L24 228ZM254 226H255V228H254ZM249 227H250V229H249ZM251 227H252V229H254L253 230V231H255L254 233H253V231H250V230H252ZM21 228H22V230H21ZM34 228L36 229V227H34ZM227 228H226V231L224 232L225 233L224 237H226L231 232L230 231V232L226 233L229 230V228L228 229ZM238 228H236V229H238ZM12 231H14V234H11ZM234 231H236L235 227H234ZM246 231L243 230V234L249 233L248 231L247 232ZM258 231H261V232H259V235L261 234L260 236L258 235ZM32 233L34 235H32ZM54 233H56V232H54ZM251 233L249 234L250 236H248V237L245 236L246 234L243 235V236H245L244 238L247 240L246 244H248V245H246V247L249 246L247 248H250L249 250L253 251V252L252 251H250V252L258 254V252H255L256 251L255 249L260 250V246L257 245L256 247H258V246L259 247L255 248L254 241L257 238L256 237L253 238L252 237L253 235ZM10 235H12V236H10ZM13 235H15V236H13ZM16 236H18V237L15 239L14 237H16ZM34 236H35V238H33ZM56 236H58V234ZM23 237H25V238H23ZM221 237H223V233H222ZM250 237H251V239H250ZM36 238H39V239H36ZM247 238L250 240V242L253 240V243H250ZM21 239H22V241L20 242ZM34 239H36L35 242H37V243L34 242ZM41 239L42 240L40 242L46 241L45 238H43V237ZM27 240H29L31 242H28ZM212 241H213V243L217 242L215 237L212 239ZM24 242H26V243H24ZM37 244L40 247L39 248L40 250H42V248H43L44 251H46V252L40 251L37 247ZM54 244H56V245H54ZM214 246H215L216 250L219 251V249H218L219 247H217L218 244L217 245L214 244L213 247H210L209 249H213ZM34 247H35V249H38L40 251L39 253H41V252L43 253V254L41 253V256L47 255L49 257V259L47 256L45 258L39 256L38 259H36V257L33 259L34 256H33L32 251L34 250L33 249ZM216 252L217 251H215V254L213 253L214 256L217 254ZM59 253L62 255H60ZM211 253H212V250H211ZM26 255H28V256H26ZM66 255H67V257H66ZM218 255H219V253L217 254V256ZM21 256L26 257V258H22ZM217 256L215 257V259L218 260L219 256H218V258H217ZM30 257H31V259H30ZM64 257H65V259H64ZM27 258H29V259H27ZM59 258H61V259H59ZM21 259H22V262H21ZM62 259H63V261H62ZM33 260H35V261L33 262ZM48 264H49V262H48Z\"/></svg>","mask_w":264,"mask_h":264}]
</instances>
